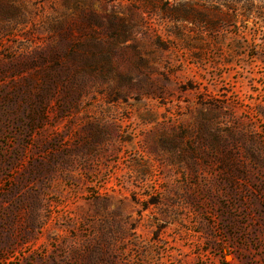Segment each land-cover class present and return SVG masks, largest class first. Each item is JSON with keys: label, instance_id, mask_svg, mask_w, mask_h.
I'll return each instance as SVG.
<instances>
[{"label": "rangeland", "instance_id": "obj_1", "mask_svg": "<svg viewBox=\"0 0 264 264\" xmlns=\"http://www.w3.org/2000/svg\"><path fill=\"white\" fill-rule=\"evenodd\" d=\"M184 1L0 0V264H264V5Z\"/></svg>", "mask_w": 264, "mask_h": 264}, {"label": "trees", "instance_id": "obj_2", "mask_svg": "<svg viewBox=\"0 0 264 264\" xmlns=\"http://www.w3.org/2000/svg\"><path fill=\"white\" fill-rule=\"evenodd\" d=\"M186 3H193L194 0H185ZM184 1V2H185ZM211 4H215L219 11H230L231 15L233 14L234 17H237V15H242L244 17L251 16L254 14V12L259 9L257 5L262 6L264 5V0H258V3L254 2V0H208ZM162 2V1H161ZM169 4L168 2H165V4ZM181 4V3H180ZM188 4H181V5H176L174 7H179L180 9H185ZM232 15V16H233Z\"/></svg>", "mask_w": 264, "mask_h": 264}]
</instances>
